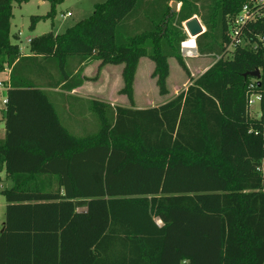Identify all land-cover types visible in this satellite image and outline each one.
<instances>
[{
	"label": "trees",
	"instance_id": "1",
	"mask_svg": "<svg viewBox=\"0 0 264 264\" xmlns=\"http://www.w3.org/2000/svg\"><path fill=\"white\" fill-rule=\"evenodd\" d=\"M25 1L0 0V72L10 67L0 171L13 182L0 191V264H264V15L227 55L229 22L248 0H176L178 11L162 0L156 23L130 34L117 27L145 0H105L63 32L31 38L21 55L10 20L13 2ZM49 1L52 14L59 0ZM193 15L206 27L197 52L221 56L197 77L181 54ZM141 57L153 61L160 94L170 57L190 84L135 108ZM92 60L123 64L119 93L130 106L89 99L98 129L77 135L43 88L80 86ZM256 68L259 79L243 76ZM252 92L260 116H251Z\"/></svg>",
	"mask_w": 264,
	"mask_h": 264
},
{
	"label": "rangeland",
	"instance_id": "2",
	"mask_svg": "<svg viewBox=\"0 0 264 264\" xmlns=\"http://www.w3.org/2000/svg\"><path fill=\"white\" fill-rule=\"evenodd\" d=\"M105 0H59L53 6V13L50 14L51 3L49 0H44L43 3L40 0H27L18 4L17 2H13L12 4V17L10 20V41L13 43H17L23 47L25 51H29V42L28 39L41 35L43 33H47L52 31L53 33H61L67 27L72 26L77 21L87 18L94 11V4L103 2ZM152 1L156 0H145L142 1L140 5H138L134 11L131 13L128 21L122 22L118 25L117 30L122 34L126 33H134L141 32L156 23L158 17L163 11V3L162 0L158 2L156 8L151 6ZM176 3V8L172 9V11H178L180 7V3L176 0H171L169 5L172 3ZM201 4V1L198 2V5ZM155 8V9H154ZM150 11H155L154 14L150 13ZM70 12L69 16H63L65 13ZM34 16H40V18L36 21L35 26L33 28L30 27L31 18ZM199 17V15H196ZM201 20V19H200ZM202 22V20H201ZM203 24V23H202ZM183 26V25H182ZM205 27V25L203 24ZM206 28V27H205ZM20 32V34H19ZM196 38L190 37L187 35L186 38V48L194 49L196 47ZM182 54V52H181ZM216 54H200L197 57H186L183 56L186 66L193 77H197L202 72H204L216 59ZM56 61V60H55ZM146 62L150 65H153V62L147 57H143L138 61L136 71H135V80L133 83V88L136 93V98L140 99L139 94L141 91L146 90L147 95L152 97V100H161L167 98L169 93H172L174 90L179 92L184 87H187L189 84V76L185 73V71L180 67L175 58H169V74L171 77H167V94H160L158 92V87L155 83V78L152 75H149L148 67L146 66ZM56 66V65H55ZM116 67H122V64H117ZM56 72H59V68L56 66ZM94 74V73H93ZM99 74V70L93 75L94 78H97ZM152 74V73H151ZM6 77V73L0 72V79H4ZM182 77L183 83L180 86L179 80ZM122 76L116 75L115 81L112 83V97H116L118 101H127L126 96H121L114 93L115 86H122ZM170 90V91H169ZM48 92V91H47ZM49 93V92H48ZM134 93V92H133ZM52 99V98H51ZM123 99V100H122ZM156 101H152L150 104H157ZM140 105L139 101H137ZM122 103V102H120ZM58 105H55L58 109L59 114H62V108L66 107L68 104H73L71 101H58ZM135 104V102H134ZM137 104V103H136ZM252 116L260 115L259 102H255L250 106ZM61 116V115H60ZM64 123V121H63ZM83 127L84 130L77 131L71 127L69 130L74 132L77 135H83L86 131L95 132L98 129V121L96 117L89 112L87 118L85 119ZM0 127H4L3 123H0ZM1 136V135H0ZM264 170V165H263ZM2 181H0V191L9 187L11 185V181L6 179L5 176L1 175ZM5 198L0 194V230L2 228V224L4 222V210H5Z\"/></svg>",
	"mask_w": 264,
	"mask_h": 264
},
{
	"label": "crops",
	"instance_id": "3",
	"mask_svg": "<svg viewBox=\"0 0 264 264\" xmlns=\"http://www.w3.org/2000/svg\"><path fill=\"white\" fill-rule=\"evenodd\" d=\"M43 1L44 0H40L41 3H43ZM19 34H20V32H19ZM28 42H29V39H28ZM18 46H19V50L21 52V55L30 54V51H28V52L25 51L23 49V47L20 46L19 44H18ZM141 58H143V57H141ZM170 58H172V57H170ZM140 59H139V62H140ZM148 59H150V58H148ZM99 65H100L99 60L89 61L81 73V76L86 77V79L83 81V83L80 86H78L72 90H62L61 88H58V87H54V88L45 87V88H43L49 92L48 93L49 97H50V99L52 98L51 101L54 103V105H58L57 104L58 101H60V102L71 101L73 103L71 105L67 104L66 107H63L62 111H61L62 114H59L58 109L55 106L59 116L61 115L60 119H61L62 123L64 121L63 124L66 127H68V129L73 127L74 129H77V131L84 130L82 123H84L85 119L87 118V116L90 112L88 109V100L89 99H98V100L107 102V103L111 104L112 106H115V105L130 106L128 99H127V101H118V100H116V97H112L114 95L111 96L112 83H113V81H115V77L117 74L118 75L121 74V76H122L123 64H122V67H116L117 64H104L100 67H99ZM146 66L148 67L147 71H149V75L151 76V73L153 72V69H154V63H153V65L152 64L150 65L149 63L146 62ZM97 70H99V74H98L97 78H94L93 75L97 72ZM169 77H171L170 74H169ZM134 80H135V78H134ZM122 81H123V79H122ZM182 83H183V79L181 77L179 80V85H177V86H180ZM189 84H190V82H189ZM122 86H123V84H122ZM122 86H115L114 93L123 96L124 94L119 93V90L121 89ZM185 88L186 87H184L180 91L184 90ZM133 92H134L133 96H134V102H135L134 107L138 108V109L159 106V105L164 104L167 101L171 100L176 94L179 93L176 90H174L172 93L168 92L169 96H167V98L156 101V100H152L151 96L149 98V96L146 93V90L141 91V93L139 94L140 99L136 98L137 96H136L134 88H133ZM137 101H139V103H141V102H143V103H141L139 105ZM152 101H156L157 104H153V105L150 104ZM120 102H122V103H120ZM3 110L0 109V123L4 124V120L2 118ZM250 113H251V109H250ZM251 116H252V113H251ZM0 135H1L0 139H3L5 136V125L3 128L0 127ZM263 165H264V160H263ZM1 175L5 176L6 179L11 181V185L9 187H6L5 189L10 188L12 186L13 182H12V179L7 174V172L5 171V169L0 171V181H2ZM5 206H6V202H5ZM84 210H85L84 208H79V211H84ZM4 213H5V210H4Z\"/></svg>",
	"mask_w": 264,
	"mask_h": 264
},
{
	"label": "built area",
	"instance_id": "4",
	"mask_svg": "<svg viewBox=\"0 0 264 264\" xmlns=\"http://www.w3.org/2000/svg\"><path fill=\"white\" fill-rule=\"evenodd\" d=\"M264 0H248L243 6L241 7L240 11L237 13V15L232 18L229 22V32L228 36L230 38L229 43L226 45V51L228 52L227 55L233 51L236 45H242L245 46L248 41H246L244 38H242L241 32L245 25H247L249 22L256 20L258 17L264 15ZM70 12L65 13L63 16H69ZM184 22L182 23V25ZM183 30L188 35V31L183 25ZM191 36H189L190 38ZM262 42H264V36L260 38ZM30 41V39H29ZM181 52L183 56L186 57H197L199 53L197 52V48L194 47V49H188L186 48V41L181 44ZM216 59H219L220 55H215ZM1 72L6 73V77L4 79H0V109H5L8 97H7V91L10 87V67L7 65H4V68ZM250 89L254 88V83H250L249 85ZM261 99V95L259 93L252 92L250 93L248 104L251 106L255 102H259ZM156 222L160 225L161 221L159 219L156 220Z\"/></svg>",
	"mask_w": 264,
	"mask_h": 264
},
{
	"label": "water",
	"instance_id": "5",
	"mask_svg": "<svg viewBox=\"0 0 264 264\" xmlns=\"http://www.w3.org/2000/svg\"><path fill=\"white\" fill-rule=\"evenodd\" d=\"M171 8L172 9L176 8L175 2L172 3ZM183 25L188 31V36H191L193 38H196L198 35H200L201 33L205 31V27L203 26L199 17L196 15H193L191 18L186 20ZM243 76L244 77L250 76V77L259 79L260 71L258 68H256L253 71H248V72L243 73Z\"/></svg>",
	"mask_w": 264,
	"mask_h": 264
}]
</instances>
